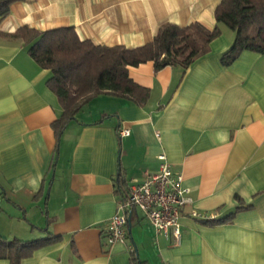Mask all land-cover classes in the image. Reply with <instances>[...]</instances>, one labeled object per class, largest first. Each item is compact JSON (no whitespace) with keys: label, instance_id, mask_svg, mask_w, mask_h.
<instances>
[{"label":"crops","instance_id":"1","mask_svg":"<svg viewBox=\"0 0 264 264\" xmlns=\"http://www.w3.org/2000/svg\"><path fill=\"white\" fill-rule=\"evenodd\" d=\"M219 2L11 3L0 20V237L59 236L17 264H135L131 243L142 264H264V53L244 49L223 65L235 31L221 24L208 52L185 70H155L151 60L128 66L129 77L148 90L143 104L95 95L57 140L52 122L62 107L47 85L50 69L11 36L22 26L72 27L81 40L131 48L151 41L164 22L212 29ZM125 128L129 134H119ZM160 153L192 197L182 208L179 243L157 235L133 208L127 243L107 244L106 222L121 200L118 171L129 189L145 172L158 171ZM193 209L208 217L190 215ZM231 213L229 222L204 221ZM0 264L11 262L1 257Z\"/></svg>","mask_w":264,"mask_h":264},{"label":"trees","instance_id":"2","mask_svg":"<svg viewBox=\"0 0 264 264\" xmlns=\"http://www.w3.org/2000/svg\"><path fill=\"white\" fill-rule=\"evenodd\" d=\"M15 1L19 0H0V20L8 15L10 5ZM214 18L212 29L196 21L183 26L164 22L151 41L131 48L81 40L72 27L38 30L22 26L11 36L28 43L29 54L36 63L50 69L47 85L62 107L61 115L52 122L59 140L67 123L95 95H123L137 104L146 101L148 90L129 77V65L151 60L155 70L166 65H177L185 70L197 57L208 52L209 43L219 35L221 24L235 31L231 47L221 56L223 65L231 63L244 49L264 53V0H220L214 9ZM114 184L121 199H125L128 189L121 171H118ZM234 213L204 221L212 224L229 222ZM58 239L57 235L28 240L0 237V258H8L11 264H17L35 248ZM131 246V260L142 264L132 243Z\"/></svg>","mask_w":264,"mask_h":264},{"label":"built area","instance_id":"3","mask_svg":"<svg viewBox=\"0 0 264 264\" xmlns=\"http://www.w3.org/2000/svg\"><path fill=\"white\" fill-rule=\"evenodd\" d=\"M127 135V128L119 130ZM159 168L156 172H145L142 180L131 185L125 199L119 200L117 211L106 222V243L126 244L128 241L127 219L133 208L148 218L157 235L172 238L174 244L181 239L180 216L182 208L192 202L190 189L183 184V176L172 170L164 153L158 155ZM190 215L208 217L196 210ZM128 246V250H132Z\"/></svg>","mask_w":264,"mask_h":264},{"label":"rangeland","instance_id":"4","mask_svg":"<svg viewBox=\"0 0 264 264\" xmlns=\"http://www.w3.org/2000/svg\"><path fill=\"white\" fill-rule=\"evenodd\" d=\"M56 161V157H55V159H54V162ZM49 190H48V188H47V192H48ZM46 210V209H45Z\"/></svg>","mask_w":264,"mask_h":264},{"label":"water","instance_id":"5","mask_svg":"<svg viewBox=\"0 0 264 264\" xmlns=\"http://www.w3.org/2000/svg\"><path fill=\"white\" fill-rule=\"evenodd\" d=\"M127 223H129V218L127 219Z\"/></svg>","mask_w":264,"mask_h":264}]
</instances>
